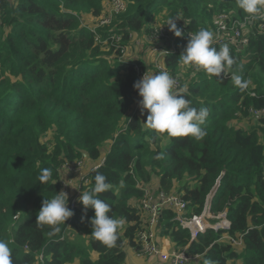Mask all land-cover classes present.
<instances>
[{
  "label": "trees",
  "instance_id": "1",
  "mask_svg": "<svg viewBox=\"0 0 264 264\" xmlns=\"http://www.w3.org/2000/svg\"><path fill=\"white\" fill-rule=\"evenodd\" d=\"M109 1L0 0V239L12 249L13 264H124L125 245L137 247L135 234L145 227L131 201H140L143 187L152 184L155 192L180 194L188 215L199 214L215 189L210 212H225L230 222L229 229L208 228L190 240L188 229L172 220L174 211L164 208V235L175 248L186 247L185 264H264V31L259 19L247 22L245 45L212 44L218 49L227 44L234 59L221 76L209 77L195 67L186 73H193L188 82L179 76L187 34L201 28L214 33L213 17L232 10L236 0H123L125 8L95 29L102 39L119 34L132 48L138 33H148L162 12L164 20L183 17L175 21L183 39L178 37L175 52L163 63L179 82L177 91L187 87L183 94L191 106L208 108L209 116L201 139L169 137L148 127L147 110L143 113L138 103L134 66L143 67L144 61L119 59L113 49L96 43L95 33L82 22V15L100 16ZM233 16L248 14L238 8ZM236 75L240 85L233 81ZM48 132L51 137L44 138ZM157 153L163 158L156 159ZM83 157L104 158L81 182L79 196L94 186L96 171L112 184L99 194L111 205L109 215L122 221L112 246L92 237L94 209L85 212L79 196L70 208L74 215L56 235H49L52 226L36 222L42 201L61 191L60 166ZM45 168L52 175L41 182Z\"/></svg>",
  "mask_w": 264,
  "mask_h": 264
},
{
  "label": "clouds",
  "instance_id": "2",
  "mask_svg": "<svg viewBox=\"0 0 264 264\" xmlns=\"http://www.w3.org/2000/svg\"><path fill=\"white\" fill-rule=\"evenodd\" d=\"M236 4L252 19L264 18V0H236ZM180 18L183 17L178 14L165 23L177 37L183 35L175 22ZM213 36V32L206 28L189 33L187 44L179 57L185 65H195L209 77H219L225 71L226 66L234 63V59L227 44L219 49L212 46ZM233 81L240 85L241 77L233 76ZM176 86L177 81L167 71L151 73L146 71L143 77L133 84L134 89L138 90L139 96L142 97L138 102L142 112L147 110L148 113L145 123L155 132L166 133L169 137L201 139L206 134L201 126L209 116V109L192 107L191 101L183 94L188 91L187 87L177 91ZM163 155V153H157L155 158L162 159ZM51 175V169L45 168L39 180L47 181ZM123 187L125 185L121 182L120 188ZM111 189L112 184L106 182L105 175L96 171L94 186L87 191H81L82 194L78 198L85 212L89 208L94 209V215L90 218L92 237L107 246L115 243L117 230L122 224L121 220L109 215L111 205L99 198L100 193ZM68 200V193L61 190L42 201V206L36 215V222L41 226H52L50 236L59 233L60 225L65 224V221L74 215L73 210L68 207ZM81 220H84L83 216ZM0 264H13L12 249L3 239H0Z\"/></svg>",
  "mask_w": 264,
  "mask_h": 264
},
{
  "label": "built area",
  "instance_id": "3",
  "mask_svg": "<svg viewBox=\"0 0 264 264\" xmlns=\"http://www.w3.org/2000/svg\"><path fill=\"white\" fill-rule=\"evenodd\" d=\"M124 8L125 3L123 0L109 1L107 3V9L102 10L101 15L95 18L94 25L91 27L92 31L95 33V29L98 27L108 25L113 15L121 12ZM257 19L260 21L259 30L264 31V18L258 17ZM251 20L252 18L249 15L235 18L232 10L222 11L216 14L212 19L211 26L214 31L213 43L222 44L229 42L237 48L241 45H245L248 42V37L245 35L244 29L247 26V22ZM166 30L169 32L167 33ZM168 34H170V30L167 24L153 23L148 33H138L139 36L133 40L132 48L125 43H121V36L116 33H112L103 39L99 34L95 33L94 40L96 43L101 44L106 50L113 49V53L119 54V59L121 60L131 59L135 57L136 51L142 52L145 49V51H148V53H146V57L149 59V63H151L156 71L159 72L166 71V67L163 63L164 56L175 52L176 50L175 45H173V41L170 40ZM188 34L187 39H185L186 41H188ZM164 37L166 38L161 40V38ZM134 67L140 80L146 72V69L138 64H135ZM179 87L180 85L177 81L176 89ZM141 99L142 97H140L139 100ZM262 113L263 110L254 111L253 115L258 117ZM85 163V172L84 174L79 175V170ZM88 163L89 159L83 157L82 160L74 161V163L66 169L63 168V165L68 163H64L60 166V173L63 175V183H65L61 184V190L67 192L69 189L71 190V188H74L73 192H76V194L72 197L68 195L69 208L74 206V203L79 196L81 182H86V176L89 172V169H87ZM72 175H79L77 176L79 181L75 179L74 183L68 184ZM67 176L69 179H66ZM72 185L76 187H73ZM214 192L215 189L208 193L203 208L199 214L188 215L186 213V202L181 198L180 194H165L161 191L152 193L150 189L144 190L142 199L139 201L138 213L141 217L144 215L143 219L145 221V227L135 234L134 240L137 244V247H135L137 253L142 256H148L149 258H156L162 264H185L189 260V256L185 253L186 247L180 248L179 250L175 248L172 251L163 252L161 247L156 244V233L154 227L161 222V211L164 208H171L174 211L172 220L178 222L182 228L188 229L190 240L196 238L199 233H203L208 228L213 230L229 229L230 222L226 218L225 212H221L216 215H213L210 212V205ZM16 217L17 215L14 216V218ZM210 219H214L215 221L209 222ZM228 239L231 242H236L235 239Z\"/></svg>",
  "mask_w": 264,
  "mask_h": 264
},
{
  "label": "rangeland",
  "instance_id": "4",
  "mask_svg": "<svg viewBox=\"0 0 264 264\" xmlns=\"http://www.w3.org/2000/svg\"><path fill=\"white\" fill-rule=\"evenodd\" d=\"M230 8L232 9V11H236L239 7L237 6V4H236V1H233V4L230 6ZM162 14H163V12L160 14V15H158V17H157V19L153 22V23H157V24H164V23H166L167 21H168V19H165L164 20V15H163V17H162ZM81 19H82V22L84 23V24H86V25H88L89 27H93V24H94V21H92V20H90V19H88L85 15H82L81 16ZM177 27L179 28V25L177 24ZM166 32L168 33L169 31L168 30H166ZM170 32H172V31H170ZM0 35H1V33H0ZM169 35V34H168ZM166 37H164V38H161V40H164ZM180 38H182V36H180ZM170 40H172L173 41V45H177L178 46V44H179V42H178V37L177 36H175L174 35V33L172 32L171 33V38H170ZM186 42L187 41H185L184 43L186 44ZM145 50V49H144ZM144 54H145V52L144 53H142V58H144V59H142L143 61H144V64H143V67H145V69H146V71L147 72H157L156 71V69L152 66V64L151 63H149L150 61H149V59H147V57H146V54H145V56H144ZM132 59H141V58H136V57H133ZM195 65H185L183 62H181L180 64H179V70H181L180 71V74H179V76L181 77V79L184 81V82H188L189 80H190V77L193 75V73H190L189 72V75L187 76V71L189 70H194L195 69ZM179 89V88H178ZM178 89H176V90H178ZM144 113V112H143ZM142 113V114H143ZM51 136H50V132H48L47 134H46V136L44 137V138H47V139H49ZM108 146V144L106 145V147ZM102 162H103V158L101 159V160H99V161H90L89 160V163L87 164V169H89V170H92V169H96V168H98L101 164H102ZM74 162H72V163H68V164H64L63 165V168H67V167H69V166H71L72 164H73ZM94 167H96V168H94ZM85 168H86V163L85 164H83V167L79 170V175H82V174H84V172H85ZM79 175H77V176H79ZM77 176H75V175H72V177H70V181L68 182V184H70V183H74V181H75V179L77 180V181H79V179H78V177ZM66 179H69V177L67 176V178ZM63 181H64V179H63V175H61V173H60V184H65V183H63ZM67 193H68V195L71 193V191H67ZM132 202V204L133 205H136V202L134 201V200H132L131 201ZM16 218H18V216L16 217ZM16 218H14V219H16ZM221 241H224L223 239L221 240ZM237 248V247H236ZM130 248H127V250H129ZM178 250L180 249V248H177ZM126 250V251H127ZM238 264H240V263H238Z\"/></svg>",
  "mask_w": 264,
  "mask_h": 264
},
{
  "label": "crops",
  "instance_id": "5",
  "mask_svg": "<svg viewBox=\"0 0 264 264\" xmlns=\"http://www.w3.org/2000/svg\"><path fill=\"white\" fill-rule=\"evenodd\" d=\"M85 16L92 21L95 20V17H93V16H90V15H88V16L85 15ZM144 52L148 53V51H145V50H143L142 52L136 51L135 57L144 59V58H142V53H144ZM245 123L246 122H244V124ZM147 187L144 186L143 191L150 189V191L153 193L157 189L155 187V185H153V184L150 186H147ZM69 191L72 192L71 194H69L71 197L76 194V192H73L74 188H71V190L69 189ZM134 201L136 202L135 206H137V209H138L139 201L138 200H134ZM142 218H144V215L142 216ZM214 221H215L214 219L209 220V222H214ZM154 229H155V233H156V238H155L156 244L159 247H161L162 251L163 252H169V251L174 250L175 249L174 244L172 243V241L167 236L164 235L162 221L157 226H155ZM127 248H130V249L127 250ZM124 250H125V262H124V264H162L156 258H153V257L149 258L148 256H142V255L138 254L136 251V248L134 246L125 245ZM238 263L241 264V261H239Z\"/></svg>",
  "mask_w": 264,
  "mask_h": 264
}]
</instances>
